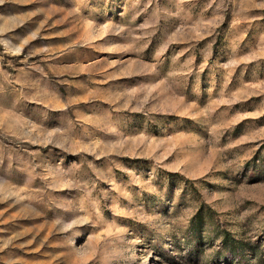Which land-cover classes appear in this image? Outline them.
Masks as SVG:
<instances>
[{
  "label": "rangeland",
  "instance_id": "rangeland-1",
  "mask_svg": "<svg viewBox=\"0 0 264 264\" xmlns=\"http://www.w3.org/2000/svg\"><path fill=\"white\" fill-rule=\"evenodd\" d=\"M0 264H264V0H0Z\"/></svg>",
  "mask_w": 264,
  "mask_h": 264
}]
</instances>
